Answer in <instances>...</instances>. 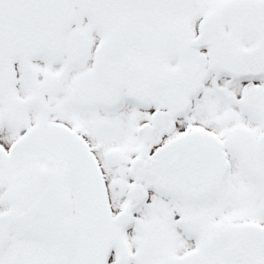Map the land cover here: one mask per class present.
I'll list each match as a JSON object with an SVG mask.
<instances>
[{"label":"snow or ice","instance_id":"1","mask_svg":"<svg viewBox=\"0 0 264 264\" xmlns=\"http://www.w3.org/2000/svg\"><path fill=\"white\" fill-rule=\"evenodd\" d=\"M0 264H264V0H0Z\"/></svg>","mask_w":264,"mask_h":264}]
</instances>
